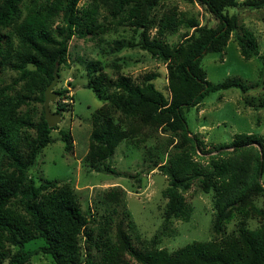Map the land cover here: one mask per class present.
<instances>
[{
	"label": "trees",
	"instance_id": "obj_1",
	"mask_svg": "<svg viewBox=\"0 0 264 264\" xmlns=\"http://www.w3.org/2000/svg\"><path fill=\"white\" fill-rule=\"evenodd\" d=\"M81 1L0 0V73L5 68L14 73L10 82L0 85V264H29L30 257L39 252L49 254L54 264H264L263 138L256 133H235L229 142L202 156L198 154L202 142L189 130L183 114L184 108L197 106L209 92L247 89L234 77L210 83L200 65L205 54H221L230 35L243 59L257 54L255 34L247 29L239 32L237 16L227 13L239 0H196L216 20L213 26L183 18L175 6L159 12L166 0ZM245 5L262 9L264 0H247ZM100 8L106 9L107 22H97ZM182 24L192 29L183 39L174 45L162 40ZM116 25L133 27L139 32L140 48L166 62L170 89L169 96L157 89L155 74L144 75L139 84L118 73L117 64L115 77L102 71L98 61L85 65V87L103 100L92 113L95 130L91 140L100 146V151H95L100 161L112 154L124 133L131 135L146 128L165 137L162 151L166 159L160 163L153 160L152 164L167 178L161 192L165 199L162 220L150 245L142 249L132 246L119 224L113 239L109 217L98 225L95 237L91 224L97 219L81 210L70 182L42 179L36 183L28 174L49 143L50 131L56 128L48 127L44 118V90L66 65L71 38L101 40ZM122 47L117 42L115 49ZM55 93L56 113L61 117L67 106L61 101L67 89L59 88ZM35 102L41 104L36 118ZM260 106H264V98ZM114 117L130 129L120 130ZM58 133L64 150H71L69 132ZM157 149L148 153L157 155ZM103 166L107 173L131 177L107 163ZM133 177L139 180V175ZM194 182L203 193H211L210 237L171 251L160 248L159 237L170 233L174 220H189L192 207L184 192ZM249 220L256 224L250 226ZM234 221L236 226L227 230ZM35 236L43 244L24 251ZM82 236L86 247L94 245L99 251L95 260L89 252L83 254ZM126 255L135 262L129 263Z\"/></svg>",
	"mask_w": 264,
	"mask_h": 264
},
{
	"label": "rangeland",
	"instance_id": "obj_2",
	"mask_svg": "<svg viewBox=\"0 0 264 264\" xmlns=\"http://www.w3.org/2000/svg\"><path fill=\"white\" fill-rule=\"evenodd\" d=\"M83 1V0H82ZM81 1V2H82ZM247 0H239L236 8L227 9L229 15H236L238 31L251 30L256 36V55L245 60L239 54V49L230 35L222 53L205 54L200 65L204 69L206 79L212 84H219L229 77L237 78L247 86L245 92L238 88H229L209 92L201 102L194 107L184 108L183 114L187 127L202 142L199 155L207 156V152L216 145L229 142L235 133H256L263 138L264 143V106L260 101L264 98V8L250 9L245 5ZM175 6L183 13V18H191L198 25L213 26L216 20L198 1L166 0L159 12ZM107 11L100 8L97 22H107ZM192 29L182 24L176 32L167 33L162 40L174 45ZM154 30L150 32L152 36ZM139 32L127 25H116L107 30L99 40L97 37L79 38L73 36L68 45L66 65L60 71L52 91L67 89L66 110L61 112V118L50 131V141L37 155L36 161L28 174L36 183L42 179L57 182L68 181L75 188L80 208L97 219L91 224L95 237L98 235V225L109 217V233L115 239L117 225L127 233L131 244L137 249L150 245V240L160 228L165 199L162 190L167 184V178L162 175L153 160L160 163L166 159L163 153L164 134L146 128L133 134H122L112 154L100 161L95 151L100 149L98 142H93L91 136L95 130L92 113L101 106L102 99L85 87V65L98 61L101 70L115 77L116 72L129 75L136 83H141L146 74H155L154 84L166 96L170 95L167 82L166 62L144 51L137 44ZM124 47L116 50V43ZM118 71L116 70V66ZM14 73L4 69L0 73V85L10 82ZM37 94V93H36ZM57 94L49 102L48 109L56 113ZM33 111L38 116L41 110L39 102L32 103ZM119 123L120 130H129L125 121ZM59 130L69 132L72 149L65 151ZM130 139V143L127 141ZM157 149V155L148 152ZM100 151V150H99ZM95 152V153H93ZM93 153L94 163L90 160ZM120 174L115 176L104 170V164ZM264 168V160H263ZM139 175V180L133 176ZM264 181V173L262 176ZM186 202L192 207L188 221L174 220L170 233L161 235L157 245L160 248L174 250L192 240H205L211 235L213 218L211 193H203L194 182L191 188L184 192ZM248 224L254 226L255 220ZM236 226L235 221L227 225V230ZM83 242V254L89 252L95 260L99 251ZM43 244V240L35 236L27 242L24 251H32ZM16 249V248H15ZM129 263L135 259L126 255ZM29 264H54L51 256L39 252L30 257Z\"/></svg>",
	"mask_w": 264,
	"mask_h": 264
},
{
	"label": "water",
	"instance_id": "obj_3",
	"mask_svg": "<svg viewBox=\"0 0 264 264\" xmlns=\"http://www.w3.org/2000/svg\"><path fill=\"white\" fill-rule=\"evenodd\" d=\"M56 80H57V75L55 74L53 80L47 85V87L44 90V100H43L44 118L45 121L47 122L48 127L55 126L61 118L59 114H53L48 109L49 102L53 101L55 96V92L52 91V87L56 83ZM260 158L262 159V155L260 156Z\"/></svg>",
	"mask_w": 264,
	"mask_h": 264
}]
</instances>
